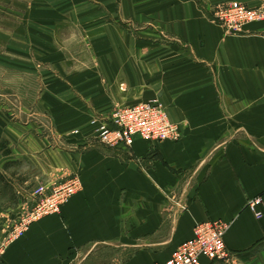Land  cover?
Here are the masks:
<instances>
[{
  "label": "crops",
  "instance_id": "crops-1",
  "mask_svg": "<svg viewBox=\"0 0 264 264\" xmlns=\"http://www.w3.org/2000/svg\"><path fill=\"white\" fill-rule=\"evenodd\" d=\"M95 2L88 20L73 8L63 16L74 20L25 41L30 62H44L31 113L41 122L0 113V175L15 192L4 175L25 162L48 187L73 176L81 187L0 248V264H77L102 245L120 248L108 264H162L196 224L216 220L229 226L233 264H264V21L236 33L212 21L218 4L264 0ZM151 99L181 126L178 141L99 143L96 118ZM257 197L260 219L247 207Z\"/></svg>",
  "mask_w": 264,
  "mask_h": 264
},
{
  "label": "rangeland",
  "instance_id": "rangeland-1",
  "mask_svg": "<svg viewBox=\"0 0 264 264\" xmlns=\"http://www.w3.org/2000/svg\"><path fill=\"white\" fill-rule=\"evenodd\" d=\"M95 1L96 0H0V113L22 122L26 119L39 120L41 118L31 117V113L35 112V102L39 96L40 88L39 71L44 62H30V59L25 56L27 53L25 41L28 42V39L32 41V38H40V33L42 31L40 26L42 24L46 26L52 24L55 26L56 24L74 20L73 16L75 15H73V13L69 15L71 18H64L63 16V13L73 8H76V11L81 14H85H80L81 16L78 17L79 19L88 20L90 18V13H94L93 11H89L94 9L91 5H96ZM101 1L107 2L108 0ZM118 8L119 6L114 4L112 10L118 12ZM71 26L74 27L73 25ZM74 31L75 29H67L68 36H66L68 38L73 37ZM47 32L51 31L47 30ZM69 52L73 53L75 51L71 50ZM56 64L57 62H52L45 65ZM77 65H79L78 62H72L71 67ZM35 70L37 71L36 73L32 72ZM130 106H115L114 108H125ZM97 120L100 119L96 118L93 124H95ZM39 122L41 121L39 120ZM42 123L48 126L47 120L44 121V118H42ZM49 128L51 129V127ZM45 131L47 132L48 129ZM11 164L10 170L6 171L7 175L5 174L4 177L16 184L17 190L15 192L12 190V186V189L8 188L3 176L0 175V209L9 217L3 222L0 221V230L6 233L5 235H1L0 248H3L6 244L21 237H15V235H17L15 233L18 230V228L15 229V226H17L16 223L18 219L24 213L31 210L30 203H28L25 198L26 192L37 185L48 187L47 184H49L45 178L41 177L35 171L34 166L33 168L25 162ZM50 188L51 187H48V189ZM83 252L84 251H81L74 263L108 264L112 261L111 258L120 254V248L102 245L91 250L89 254H85L86 251ZM232 260L233 259L229 260L227 263L221 264H233Z\"/></svg>",
  "mask_w": 264,
  "mask_h": 264
},
{
  "label": "built area",
  "instance_id": "built-area-1",
  "mask_svg": "<svg viewBox=\"0 0 264 264\" xmlns=\"http://www.w3.org/2000/svg\"><path fill=\"white\" fill-rule=\"evenodd\" d=\"M213 22L228 33L240 32L248 25L264 21V7L249 8L236 2L221 3L212 9ZM96 139L110 148L130 149L135 138L151 142H176L181 138V126L169 120L162 103L152 99L130 107L113 108L105 119L95 121ZM78 176L65 183L48 187L37 185L26 192L25 198L31 210L24 213L16 223L15 237L22 236L34 222L48 215L59 214L61 206L80 189ZM259 197L247 205L253 215L260 219L257 210ZM228 225L222 221H204L192 229L191 238L183 242L171 259L162 264H200L202 258L214 263H227L233 255L227 249L224 236Z\"/></svg>",
  "mask_w": 264,
  "mask_h": 264
}]
</instances>
